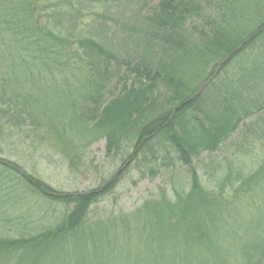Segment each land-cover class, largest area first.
<instances>
[{"label":"trees","instance_id":"trees-1","mask_svg":"<svg viewBox=\"0 0 264 264\" xmlns=\"http://www.w3.org/2000/svg\"><path fill=\"white\" fill-rule=\"evenodd\" d=\"M89 17L108 23L97 36L82 31ZM109 22L130 49L97 40ZM238 132L245 142L218 159ZM252 136L264 140V0H0V137L56 143L73 173L93 142L125 156L81 193L0 159V264H264V142ZM132 162L170 170L172 197L158 188L128 214H100ZM23 195L45 212L11 213Z\"/></svg>","mask_w":264,"mask_h":264},{"label":"rangeland","instance_id":"rangeland-1","mask_svg":"<svg viewBox=\"0 0 264 264\" xmlns=\"http://www.w3.org/2000/svg\"><path fill=\"white\" fill-rule=\"evenodd\" d=\"M52 7L50 6L46 12L50 13ZM85 12H93L98 15H113L114 17H120L123 13L121 11L111 10L109 13L105 14L104 10L96 9L88 10ZM131 13H126V18H130ZM100 16V15H99ZM90 19H94L90 21ZM96 21V22H95ZM86 26L83 27L82 31L85 35H94L99 34L100 24L106 23L105 19H98L89 17L86 19ZM66 20L63 22L65 25ZM110 23V28H112L111 35L108 34L106 29L100 32L102 38L96 37L97 40H105L111 42L114 40L117 44L120 45L122 51H127L128 43L124 41L123 33L126 31V27L122 28V25L115 26ZM115 26L113 28L112 26ZM112 43V42H111ZM130 49V47H129ZM111 94H107L106 101L110 100L117 94L118 90H114L113 85L109 87ZM264 142L260 139L254 138L253 136L249 138L248 142ZM235 142H245L240 136V132L236 133L231 137L226 144H223L221 148L215 153V156L218 159H222L233 152V144ZM51 147L43 149L41 142H29V141H20L17 139L4 140L0 137V159L7 160L18 164L23 171L32 175L36 178H39L45 184L50 186L56 191L59 192H86L93 188L98 187L103 182L109 180L114 173L121 167H123L122 158L125 156H119L115 159H110L106 156V142L100 140L93 142L87 149L85 156L83 158V164L79 167L78 171L73 173L67 165V161L63 158L62 151L56 149L58 145L56 143L50 142ZM59 147V146H58ZM258 155L262 156L264 154V149L259 148ZM130 150H128L129 152ZM142 155H139L138 159H141ZM147 156V155H146ZM244 157V156H243ZM255 157V155H251ZM202 161L205 160V157L200 158ZM249 160L246 158L243 159L245 162L244 167L249 168ZM146 166V165H145ZM152 166V165H150ZM159 172L152 176L148 173V168L144 166H137L135 162H132L124 171L122 180L116 185L112 193L104 199L101 203L98 204V211L100 214H103L105 211H112L114 214L117 213H130L135 208L140 206L145 200L155 198L157 195L158 188H167L170 187L168 181V176L171 173L170 170L159 169ZM177 177L179 176L180 181L185 184L188 180L187 168L177 165L176 173ZM200 175H203V172L200 170ZM178 182V179L175 180ZM208 187V186H207ZM210 188V187H208ZM22 198V203L13 205L8 210L14 214H26V218L33 217L37 214H43L47 206L45 202L39 201L37 198L30 195L20 196ZM168 197L171 198L170 191L168 192ZM29 212V213H27ZM10 235H13L14 232H9ZM6 233V234H8Z\"/></svg>","mask_w":264,"mask_h":264},{"label":"water","instance_id":"water-1","mask_svg":"<svg viewBox=\"0 0 264 264\" xmlns=\"http://www.w3.org/2000/svg\"><path fill=\"white\" fill-rule=\"evenodd\" d=\"M203 86H204V85H202V87H203ZM202 87H201V88H202Z\"/></svg>","mask_w":264,"mask_h":264}]
</instances>
